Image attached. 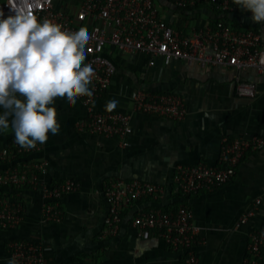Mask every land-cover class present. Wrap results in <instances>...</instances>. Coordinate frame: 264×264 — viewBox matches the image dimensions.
<instances>
[{"label":"crops","instance_id":"crops-1","mask_svg":"<svg viewBox=\"0 0 264 264\" xmlns=\"http://www.w3.org/2000/svg\"><path fill=\"white\" fill-rule=\"evenodd\" d=\"M82 1L55 0V8L74 16ZM156 3L161 18L177 30L189 33L223 20L237 30L260 33L264 48V22L254 23L252 12L243 10L234 0L227 11L213 5L182 9L171 0ZM106 54L117 69L108 91L90 108L107 112L106 103L114 99L118 101L114 111L131 114L133 130L127 146L118 138L81 131L78 123L88 116L89 108L79 99L73 106L66 97L55 98L49 106L57 111L59 133H49L40 151L22 159L31 163L46 160L48 164L39 173L37 186L28 181L16 194L6 197L22 200L24 213L18 226L0 229V264H8L9 244L16 239L40 245L44 264H187L183 250L171 248L154 231L140 233L133 223L140 212L151 208L174 211L181 204L191 209L200 229L197 264H249V234L264 221V148L248 152L238 164L235 177L210 191L180 196L174 191V175L180 164L219 165L226 139L264 136V72L256 67H203L182 60L166 65L159 58L151 66L148 53H124L111 45ZM240 80L255 84L254 97L238 94ZM140 88L182 96L185 118L176 121L135 112L133 98ZM14 141L11 127L0 132V149ZM116 178L161 184L166 193L127 205L117 232L105 236L109 204L104 191ZM65 180L75 181L78 188L60 199L62 220L45 221L43 190ZM249 212L254 215L235 230ZM258 261L264 264V249Z\"/></svg>","mask_w":264,"mask_h":264},{"label":"built area","instance_id":"built-area-1","mask_svg":"<svg viewBox=\"0 0 264 264\" xmlns=\"http://www.w3.org/2000/svg\"><path fill=\"white\" fill-rule=\"evenodd\" d=\"M171 1L180 8L213 5L222 11L231 9V0ZM29 2L36 4V0ZM15 3L19 6L21 0H15ZM32 11L39 21L50 19L62 25V30L77 31L81 27L87 29L90 41L86 45L87 55L84 63L92 65L95 76L89 86L93 96L77 97L89 108L88 116L78 123V128L91 134L118 138L123 146H127V137L133 130L131 114L120 111L96 112L90 108L96 98L108 91L117 69L114 61L106 54L108 46H114L124 53H148L151 56V66H154L159 58L166 65L182 60L190 64L198 63L203 67H256L258 71L264 72V48L260 33L253 30H237L223 20L185 33L173 28L161 18L156 0H83L74 16L57 10L55 0H38ZM0 12L3 13V18L15 14L10 0H0ZM237 92L241 96L254 97L256 86L240 80ZM133 102L135 112L176 121L183 120L187 113L184 99L176 93H153L140 88L135 93ZM41 148L42 145L37 143L36 148L26 150L14 141L0 149V163L11 164L0 172V186H15L20 189L28 181L37 186L39 173L44 171L48 162L39 160L31 163L18 157L37 153ZM263 148L264 136L261 135L226 139L219 165H178L174 175V191L180 196H188L227 184L235 177L237 166L245 155ZM77 188L78 185L73 180H65L44 188V220L60 222L63 213L59 201L63 195ZM104 192L109 211L105 218L103 234L109 236L117 232L127 205L147 197H161L166 190L163 185L153 182L116 178L106 184ZM23 213L22 200L17 197L0 199V229L18 226ZM253 215V212H249L242 216L235 230L246 224ZM133 223L140 233L154 231L171 248L183 250L187 264L198 263L196 248L202 242L200 229L194 223L192 211L187 205L181 204L175 211L151 208L140 212ZM249 237L251 260L249 259L248 263L259 264L258 260L264 249V221L260 227L250 232ZM9 248L11 259L14 258L16 264L45 262L40 245L34 241L16 239L10 242Z\"/></svg>","mask_w":264,"mask_h":264},{"label":"clouds","instance_id":"clouds-1","mask_svg":"<svg viewBox=\"0 0 264 264\" xmlns=\"http://www.w3.org/2000/svg\"><path fill=\"white\" fill-rule=\"evenodd\" d=\"M10 3L14 15L3 18L0 12V132L11 127L15 143L28 150L46 143L49 133H59L57 111L49 106L55 98L66 97L74 106L77 97L93 96L89 86L95 71L84 63L90 41L86 28L62 30V25L50 19L39 21L32 11L38 0L36 4L21 0L19 6L15 0ZM234 3L251 11L254 23L264 22V0ZM117 106L113 99L105 108L112 112Z\"/></svg>","mask_w":264,"mask_h":264},{"label":"trees","instance_id":"trees-1","mask_svg":"<svg viewBox=\"0 0 264 264\" xmlns=\"http://www.w3.org/2000/svg\"><path fill=\"white\" fill-rule=\"evenodd\" d=\"M211 8H212V6H211ZM28 156L29 155L19 156L18 158H22V159L25 158L26 159V157H28ZM4 166H6V162H3V164L0 163V172L2 171L1 167H4ZM17 189L18 188H16L15 186H0V199H3V198H6L8 196L16 194ZM167 211H169V210H167Z\"/></svg>","mask_w":264,"mask_h":264}]
</instances>
